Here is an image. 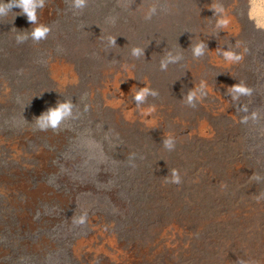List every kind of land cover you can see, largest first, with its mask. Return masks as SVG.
Here are the masks:
<instances>
[{"label":"rangeland","instance_id":"obj_1","mask_svg":"<svg viewBox=\"0 0 264 264\" xmlns=\"http://www.w3.org/2000/svg\"><path fill=\"white\" fill-rule=\"evenodd\" d=\"M72 4L0 19V264H264V0Z\"/></svg>","mask_w":264,"mask_h":264},{"label":"clouds","instance_id":"obj_2","mask_svg":"<svg viewBox=\"0 0 264 264\" xmlns=\"http://www.w3.org/2000/svg\"><path fill=\"white\" fill-rule=\"evenodd\" d=\"M86 6V0H73L72 7L75 9H83ZM18 8L20 10V14L26 16L27 21L31 25H37V27L33 28L32 32L29 34L31 38L35 41H40L47 37L49 32V28L43 24H40L38 21V10L44 8V0H0V19L8 16L10 13H13V9ZM213 13L222 14L223 8L220 9H212ZM157 9L155 7H151L148 11L146 19H151L153 15L156 14ZM253 18H256L255 13H253ZM229 20L227 18L221 19L218 23V27L226 28L229 24ZM257 23L260 26H264V20H258ZM28 35H17L16 39L18 43H23L26 39H28ZM116 37L110 40V43L116 45L115 43ZM207 47L203 42L193 48V54L197 57L204 55V48ZM132 55L139 57L140 55H144V49L133 48ZM221 55L224 60L229 63L239 62L242 60L241 55H237L228 50H221ZM180 59V57L169 55L164 60L161 61V70H166L169 63H175ZM206 85L202 83L200 85L201 89H204ZM119 88V85H118ZM233 92H235L238 96L240 95H250L251 90L245 86L235 84L231 86ZM139 90L134 94V101L137 104H142L148 95L155 96L156 93L151 91L147 87L138 88ZM120 90V89H119ZM196 98V92L193 91L188 94V102L192 103ZM74 104L71 100L62 101L56 103L55 106L47 108L41 115L35 117L36 126L42 130L47 131L49 129H57L65 120L70 118H75L73 113ZM154 111V109H152ZM255 118V117H253ZM164 145L169 150H172L174 147V141L172 139H168L164 141ZM174 179L173 183H179V175L178 173H173ZM259 179V177H257ZM83 223V218L80 220Z\"/></svg>","mask_w":264,"mask_h":264}]
</instances>
